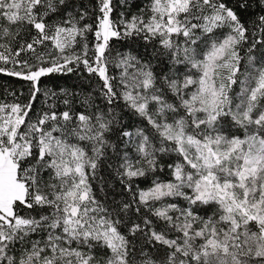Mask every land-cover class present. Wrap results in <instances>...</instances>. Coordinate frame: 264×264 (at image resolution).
Returning a JSON list of instances; mask_svg holds the SVG:
<instances>
[{
  "label": "snow or ice",
  "instance_id": "6c2138e0",
  "mask_svg": "<svg viewBox=\"0 0 264 264\" xmlns=\"http://www.w3.org/2000/svg\"><path fill=\"white\" fill-rule=\"evenodd\" d=\"M0 77V264H264V0H0Z\"/></svg>",
  "mask_w": 264,
  "mask_h": 264
},
{
  "label": "trees",
  "instance_id": "16d2710c",
  "mask_svg": "<svg viewBox=\"0 0 264 264\" xmlns=\"http://www.w3.org/2000/svg\"><path fill=\"white\" fill-rule=\"evenodd\" d=\"M85 2H86V0H85ZM135 2H136V3H139L140 0H135ZM132 10L135 11L136 9L133 8ZM8 80H9V78H7V77H0V82H5V81H8ZM13 83H16V82L13 81ZM71 83H72V80H69V81H68V84H71Z\"/></svg>",
  "mask_w": 264,
  "mask_h": 264
}]
</instances>
